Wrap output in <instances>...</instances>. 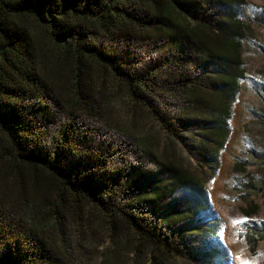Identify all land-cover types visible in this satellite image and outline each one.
<instances>
[{
	"label": "trees",
	"instance_id": "trees-1",
	"mask_svg": "<svg viewBox=\"0 0 264 264\" xmlns=\"http://www.w3.org/2000/svg\"><path fill=\"white\" fill-rule=\"evenodd\" d=\"M234 2L0 0V264L193 256L190 163L217 161L246 73Z\"/></svg>",
	"mask_w": 264,
	"mask_h": 264
},
{
	"label": "rangeland",
	"instance_id": "rangeland-1",
	"mask_svg": "<svg viewBox=\"0 0 264 264\" xmlns=\"http://www.w3.org/2000/svg\"><path fill=\"white\" fill-rule=\"evenodd\" d=\"M235 1L247 24L246 73L217 161L197 158L190 163L206 185L209 209L197 222L204 234L192 239L193 256H181L174 264H264V240H257L254 248L248 242L264 227V0ZM236 163L245 171L236 172ZM105 243H98L96 251L100 253ZM98 256L92 261L100 263Z\"/></svg>",
	"mask_w": 264,
	"mask_h": 264
}]
</instances>
